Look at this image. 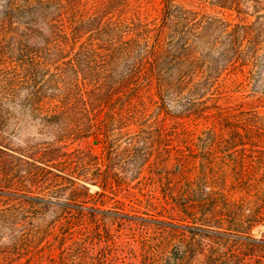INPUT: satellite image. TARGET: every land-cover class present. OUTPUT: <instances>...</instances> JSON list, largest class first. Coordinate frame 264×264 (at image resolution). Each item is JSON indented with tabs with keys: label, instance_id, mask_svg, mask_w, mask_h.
<instances>
[{
	"label": "trees",
	"instance_id": "obj_1",
	"mask_svg": "<svg viewBox=\"0 0 264 264\" xmlns=\"http://www.w3.org/2000/svg\"><path fill=\"white\" fill-rule=\"evenodd\" d=\"M0 1V264H264V0ZM21 109L51 141L12 146ZM153 125L165 175L196 164L206 195L150 204L161 230L139 232L137 252L103 228L126 217L100 211L90 186H110L96 146L136 161Z\"/></svg>",
	"mask_w": 264,
	"mask_h": 264
},
{
	"label": "rangeland",
	"instance_id": "obj_2",
	"mask_svg": "<svg viewBox=\"0 0 264 264\" xmlns=\"http://www.w3.org/2000/svg\"><path fill=\"white\" fill-rule=\"evenodd\" d=\"M2 4L3 1H0V10ZM155 4V6L158 8L159 5L157 3ZM204 10L218 16L222 15V13L219 12L220 10L216 7H206ZM155 13L153 11V14ZM227 78H229V76L225 77V79ZM220 83L224 85L223 90H227L224 95H229L230 97L235 98L236 101L238 100L245 102L247 105H256L258 103L256 96H251V90H249V88L240 92L236 91V89L231 86L232 82L225 81ZM211 90L212 88H205V90H201L203 94H205L204 98L208 96ZM155 92V89L143 87L140 90L139 95L143 97H153L156 99L154 96ZM122 96L123 93L118 95V97ZM186 96L187 95H185L183 98V102L187 100ZM193 97L194 96L192 95L191 101L193 100ZM192 102L191 105L195 104ZM111 112L114 114V122L117 116L118 106L116 105L113 107ZM29 113L30 112L27 110L21 109L20 118H18L16 125L17 134L12 139V146L14 148L23 149L28 144L33 145L43 141H51L50 137L44 136L40 133V125L38 123L39 118L36 117V114L33 113L31 116ZM99 115L100 117H103L101 114ZM153 120V118H150L149 122H152ZM195 123L196 122L191 118V126L189 127V129H191V138L194 135L193 133H196L195 136H203L202 132L207 129L201 122L200 123L202 125L199 126H195ZM115 130L116 129H114L112 132L114 133ZM137 130L139 131L141 128ZM149 131L152 132V136L148 138V140H145V143L141 142L138 145L140 153H142V157L140 159H136V161H129L128 158H116L109 160L105 149L101 145L96 146L95 150L98 158L96 168L99 170V173H108V177L110 178V186H107L105 189H103L104 187L101 183L90 186V194L95 196L96 199V203L94 205L100 211H111L116 209L126 217L125 221L118 218L112 219V225L110 220H107L106 222L102 223L103 228H105L107 224L108 228L111 230V233L120 235L119 242L123 243L125 248L133 249L137 252H141V246L135 243V240L139 241V232H147L148 235L154 236L161 230L158 228L159 224H157L154 221V218L151 216L153 213L148 210V208H150V204L153 205L156 202L162 204L164 202V198L166 196L170 197L172 192L177 196H186L187 198H191V204H194L195 201L202 200L206 195V193L200 189L201 183L198 184L196 182L200 176L205 177L201 171L194 167L196 164H194L191 167V170L188 172H180L174 176H171V178H168L165 175L164 170H169L171 168L170 165L172 162L167 168H165L163 163L160 162L163 155V152L161 151L162 144L160 143V136H158L157 132L155 131L154 125L149 128ZM91 143L92 145H95L96 141ZM119 147H121L118 150L119 153L124 154V144L121 143ZM230 153L235 154L234 157H237L238 152L231 150ZM144 154L145 156H143ZM225 154H229L228 151L221 154L219 153V155ZM173 179L174 181L177 179L176 186H173L171 183ZM230 186L231 182L226 181L225 188L228 190L230 198H239V192L231 190ZM204 190L206 192V189ZM101 193H103L104 196H101ZM158 218L167 220L166 217ZM169 227L170 226H168V228L165 230L169 231ZM259 230H264V226L254 230L255 236L260 235ZM181 231L182 230H180V232ZM162 236H166V233L162 232ZM49 239L50 241H53L54 238L50 237ZM127 243L128 245H126ZM42 245H47V243L44 242Z\"/></svg>",
	"mask_w": 264,
	"mask_h": 264
}]
</instances>
